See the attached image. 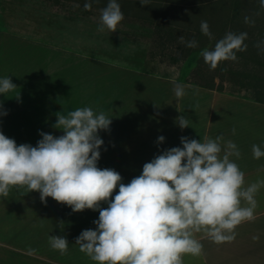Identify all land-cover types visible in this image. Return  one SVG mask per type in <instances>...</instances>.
<instances>
[{
    "label": "crops",
    "instance_id": "crops-1",
    "mask_svg": "<svg viewBox=\"0 0 264 264\" xmlns=\"http://www.w3.org/2000/svg\"><path fill=\"white\" fill-rule=\"evenodd\" d=\"M36 7L28 0H0V79L9 76L17 86L13 92L0 94V105L8 113L0 116L4 135L17 142L34 143L42 138L41 131L58 137L63 132L53 127L56 113L91 107L112 119L110 130L99 133L104 144L97 166L114 169L125 184L139 176L143 165L163 150L182 147V136L197 141L223 136L234 141L241 158L231 159L244 172L246 182L264 179V157L254 159L252 154L253 144L264 151V103L190 83L175 74L119 65L110 68L97 59L89 65L88 56L60 48L61 44L51 40L59 31L72 28L73 16L63 17L52 8L47 16ZM74 17L77 22L88 21L81 12ZM20 46L33 47L35 55ZM73 58L82 61L79 69L73 65L61 69L65 67L63 61L65 64ZM48 68H53L55 78H65L69 88L79 91V106L56 104L41 109L27 105L31 95L38 93L34 79L42 73L46 76L51 72ZM174 84L185 88L186 95L180 100L175 97ZM18 94L19 100L15 97ZM100 95H105L108 105L102 104ZM42 112L45 116L40 117ZM181 115L189 119V127L183 130L176 123ZM22 126L34 129L26 131ZM160 136L165 138L162 144L157 143ZM117 192L118 188L113 197ZM256 201L255 219L235 229V240L216 244L198 234L203 256H185L184 264H264V212H259L264 207V188ZM98 218L99 211L73 212L51 197L42 203L39 192L13 188L6 199L0 197V264H95L79 251L75 240L83 230H95L93 221ZM50 235L68 240L67 255L51 249Z\"/></svg>",
    "mask_w": 264,
    "mask_h": 264
},
{
    "label": "clouds",
    "instance_id": "clouds-1",
    "mask_svg": "<svg viewBox=\"0 0 264 264\" xmlns=\"http://www.w3.org/2000/svg\"><path fill=\"white\" fill-rule=\"evenodd\" d=\"M92 2L86 0L84 9L91 10ZM139 3L149 5L150 0ZM260 4L264 7V0ZM124 19L117 0H109L100 10L98 31L116 32ZM244 19L254 24L249 17ZM200 30L210 40L214 38L207 21H201ZM247 38L246 32H228L213 49H202L200 55L215 70L221 62L236 61L237 53L247 50ZM178 39L188 48L198 47L195 39ZM16 88L9 76L0 79V94ZM173 91L177 100L186 95L180 84H174ZM15 97L20 99L19 94ZM7 114L0 105V116ZM56 116L53 127L63 135L41 131L35 147L17 145L0 131V197L6 199L16 188L39 192L45 204L51 197L73 212L99 211L93 221L95 230H83L75 240L79 251L95 264H184L185 256H203L198 234L216 244L231 242L241 223L255 219L256 195L264 188V179L246 182L244 172L231 159L241 158L234 141L223 136L204 137L203 141L182 136V147L163 150L125 184L114 169L97 166L104 144L99 133L109 131L112 123L105 112L81 107ZM176 123L181 130L189 127L183 115ZM232 132L235 135L236 129ZM164 140L160 136L157 143ZM252 154L254 159L264 157L256 144ZM48 242L60 255L68 254L65 237L50 235Z\"/></svg>",
    "mask_w": 264,
    "mask_h": 264
},
{
    "label": "rangeland",
    "instance_id": "rangeland-1",
    "mask_svg": "<svg viewBox=\"0 0 264 264\" xmlns=\"http://www.w3.org/2000/svg\"><path fill=\"white\" fill-rule=\"evenodd\" d=\"M28 2L38 5L39 7L35 9L45 11L47 16L50 8L62 13L63 17L73 16L72 28L59 31L51 40L61 44L60 48L78 51L83 56H88L89 65L95 63L92 59H97L110 68L112 65H119L175 74L187 82L198 85L214 82L223 88V92L242 98L254 97L257 91L264 94L262 63L264 43H261L260 48L256 47L258 43L264 42V7H261L260 0H150L149 5L145 6H141L139 0H117L125 19L113 33L107 29L103 32L98 31L100 10L107 6L109 0H93L91 10L84 9L86 0H28ZM236 8H239V11L236 12ZM80 12L83 17L87 16V23L77 22L74 15L78 16ZM37 13L40 14L38 11ZM246 16L254 21V24L245 23ZM201 21L208 22L214 37L212 40L202 34ZM164 22L167 27L165 30ZM173 31L177 33V39L183 36L185 41L195 39L198 42V47L189 48L192 50L191 54H185L177 61H174V58L183 55V50L177 46L179 39L175 42L169 41V37L175 35L171 34ZM228 32L236 34L246 32L247 50L238 52L236 61L221 62L215 70H211L200 52L205 48L213 49L215 43ZM42 33L47 35L48 31ZM20 48L35 55L31 46ZM64 62L65 67L61 69L66 70L71 65L79 69L82 61L73 58L65 64ZM102 68L105 69V66ZM47 70H51L47 72L49 75L45 73L46 76H43L42 73L40 77L34 79L38 93L31 95L27 105L41 109H49L56 104L61 107L71 104L79 106V91L69 88L70 84H67L65 78H55L53 68ZM100 92L102 94L103 91ZM104 96L100 95L99 100L102 104L108 105ZM41 116H45V112H42ZM21 128L26 131L34 129L33 126ZM16 143L30 144L33 147L37 145L34 142ZM259 212H264V207H261ZM262 239L264 240V236ZM251 258V261H255Z\"/></svg>",
    "mask_w": 264,
    "mask_h": 264
},
{
    "label": "trees",
    "instance_id": "trees-1",
    "mask_svg": "<svg viewBox=\"0 0 264 264\" xmlns=\"http://www.w3.org/2000/svg\"><path fill=\"white\" fill-rule=\"evenodd\" d=\"M238 3V2H237ZM235 11H239V8H236ZM263 13H264V9H263ZM166 26V23L164 22V30L167 28L165 27ZM164 33H166V31H164ZM263 33H264V23H263ZM167 34V33H166ZM171 34H175V35H171L169 38V41H173L175 42L177 39V33L176 32H172ZM177 46L178 48L182 49L183 50V55H180L179 57L177 58H174V61H177V60H180L183 58V56H185V54L189 55L192 53V50L189 49L188 47L185 46V44H182V43H177ZM189 49V50H188ZM262 63L264 64V60L262 61ZM201 69V67L199 68ZM199 71V74H200V70ZM192 82V81H191ZM200 85H203L205 87H208V88H212V89H217V90H220V91H224L222 87H220L219 85H216L214 82L212 83H201ZM246 97H249V96H246ZM253 100H256V101H259L261 103H264V94L262 92H256V95L254 97H249Z\"/></svg>",
    "mask_w": 264,
    "mask_h": 264
}]
</instances>
